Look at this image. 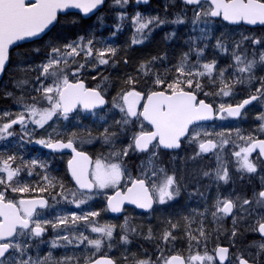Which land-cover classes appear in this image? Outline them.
Returning a JSON list of instances; mask_svg holds the SVG:
<instances>
[{"label":"rangeland","instance_id":"374dc122","mask_svg":"<svg viewBox=\"0 0 264 264\" xmlns=\"http://www.w3.org/2000/svg\"><path fill=\"white\" fill-rule=\"evenodd\" d=\"M114 2L118 8L116 12L118 16L129 20L128 29L124 28L125 35L119 45L120 52L118 45H109L104 50L95 43L94 39H85L80 33L81 16L71 14V23H76L75 36L65 29L67 27L60 28L52 31L42 40L41 57H38L39 53L29 56L20 49L14 54L9 74H28L32 80L15 84L13 81L15 78L6 77L1 86V89L5 91L4 97L8 98L10 103L8 106L0 105V128L21 113L24 114L25 121L18 127L0 132V179L4 181L0 184V191L5 193V200L17 203L24 196L45 195L46 192L50 200L45 208L40 209L32 217L33 221L41 222L42 227L45 228L44 233L36 236L30 230H23V234L19 231L12 242L20 244L21 247L12 249L7 257L0 260L3 264H18L19 261L28 260L29 257L32 262L40 261L41 264H57V262L85 264L101 254L111 255L118 264H137L138 261L148 260L152 264H163L161 254L163 258H170L175 252L183 254L188 264H208L217 261L215 248L220 242L216 241L218 235L215 231L219 218L230 222L231 231L227 242L235 244L236 234L233 235V232L237 233L244 214L246 219H249L247 225L252 232L259 234L255 229H258L259 223L264 222V209L254 208L247 212L248 204L244 201L250 202V199L240 198L241 193L236 180V172L245 169L241 167L244 153H241L240 157L236 156V153L248 147L249 137L253 139L264 137V119L261 118L264 117V87H262L264 61L260 59L264 55V45H260L259 29L245 26L229 27L214 21L210 16L203 15V11L209 8L207 4L191 8L180 4L179 8L174 10L176 16L172 19L173 26L167 28L166 23L164 24L167 31L154 20L152 23L154 30L149 31L147 27L141 32L138 31L137 14L145 19L158 17L160 21L161 15L157 7L152 5L139 8L134 0H127V2L112 0V3ZM176 3H178L176 0L164 1L166 6ZM197 12H201L199 19L196 18ZM96 18L84 26L92 35L96 31L95 21H98L100 17L97 20ZM174 26V31H177L173 40L176 50L174 60L176 71L183 64L185 70L193 73L205 72L203 65L215 62V68L211 74L206 72L203 76L194 74L197 83L200 84V88H196L200 94L203 96L210 94L211 100L218 108L221 104L238 101L243 95L233 88L231 83L233 75L240 68L245 67L249 61H255L251 72L241 73L248 74L246 81L251 80L252 84H256L255 92L260 89L259 93L262 97L258 103L246 111L242 119L232 120L225 116L212 124L196 125L186 139L185 144H188V148L184 146L177 152H168V156L163 158L162 151L155 145L139 167L133 168L128 165L129 159L126 156L137 152L134 145V137L137 133H134V130L142 131L147 127L141 118L132 120L126 111L121 110L126 108L121 96L132 89L130 85L136 83V79L132 76L144 70L147 59L153 56L157 58L154 51L158 44L165 43L166 37L170 35L169 29H173ZM134 40L138 42L134 43ZM218 41L222 46H218ZM247 44H251L252 58L250 60H246L240 53L241 48ZM66 45L77 47L79 55L65 56V53L69 51L65 48ZM89 46L92 48V55H86V49ZM53 48L61 49L60 53H53ZM109 49H114V54L109 52ZM99 52L104 53L103 59L108 61L107 64L99 63L97 57ZM116 54H118L117 58H115ZM236 56L241 57V63L235 60ZM53 58L61 60L59 65L49 70L56 75H45L43 66ZM65 59L67 64L64 63ZM169 68L170 66L165 64L164 69ZM221 72H223L222 75ZM65 76L68 80L85 79L90 84L91 80H95L93 85L105 91L109 97V104L103 110L91 112L79 110L69 115L58 110L51 119L43 123V126L37 124L40 113L50 109L55 99H58L55 92L45 93L44 89L55 88L57 85L62 87ZM113 78L116 80L113 81ZM130 78L133 81L131 84L127 83ZM210 86L211 88H208ZM9 87H11L10 90H7ZM222 88L230 94L224 96L221 93ZM150 90L151 88H148L146 91ZM48 95L53 96L54 100L49 101L46 98ZM34 101L37 102L34 103ZM33 106L38 110L34 117L30 111ZM9 132L11 135H8ZM106 135L107 139H105ZM14 136L18 138L7 142V139ZM57 137L78 139L80 145L95 157L92 177L96 172L97 160L104 166L120 165L122 175L119 182L105 188L96 186L92 192H81L73 181L68 179L64 167L53 164L54 156L46 151V144L39 143L41 140L49 143ZM24 138L28 139V142L22 145ZM207 139H210L216 147L208 152L201 151L200 144ZM34 147L36 151L33 150ZM125 152L127 154H124ZM191 153L198 157V164L209 162L213 166L207 172L209 179H205L204 183L202 180H196V177H189L188 173L192 165L189 160ZM10 157L12 159H9ZM248 159L255 165V171H258L261 179V188H264L262 160L251 153ZM166 160L170 161V166L163 165ZM5 161L8 163L9 170L16 171L11 181L7 179L8 172L4 170ZM134 171L137 172L134 174ZM225 172L227 181H223ZM207 173L203 171L202 179ZM19 174H21L20 177ZM134 177L146 178L155 198L156 193L152 184L160 185L166 177H174L173 187L178 189V194L174 195L173 199L166 200L165 203H159L156 199L157 205L150 213H140L129 208L123 215L113 214L107 206L109 194L117 188L125 187ZM184 178H187V181ZM194 180L196 181L191 191L190 181ZM9 185L17 188L27 187L28 191L13 192ZM260 192L258 189L254 198L264 201V197L259 196ZM230 199L236 204V211L232 218L218 211V208L223 206V202ZM73 200L76 203H73ZM81 200L85 202L79 203ZM92 212L99 215L89 217V222L81 220L74 225L69 222L67 228L64 225L52 227V224L58 223L63 217H71L73 214L84 216ZM43 221H50L51 224L44 225ZM105 225L113 226L112 237L103 236L99 250L87 240L83 243L76 241L75 238L81 234L90 240L101 238V234L92 232L91 228ZM201 230L204 233L202 236ZM166 233H171L167 240L163 239ZM64 236H68L73 242L67 243L63 240ZM124 237H127V240ZM145 243L151 250L145 247ZM194 244L203 246L199 250H194L191 248ZM262 244H264V237L259 236V239L252 244V250L247 253V256L257 258L260 253L264 255V248L260 247ZM205 253L213 256L214 261H189L190 256L197 254L204 256Z\"/></svg>","mask_w":264,"mask_h":264},{"label":"snow or ice","instance_id":"6c2138e0","mask_svg":"<svg viewBox=\"0 0 264 264\" xmlns=\"http://www.w3.org/2000/svg\"><path fill=\"white\" fill-rule=\"evenodd\" d=\"M104 0H0V72H3L5 64L9 59V48L16 41L23 40L26 37H35L42 33L54 20H56L57 12L61 9H67L70 7L82 9L84 13H89L93 9L101 5ZM120 2V0H117ZM127 2V0H125ZM189 4H200L201 0H186ZM209 8L207 11H203L204 16L216 17L222 15L225 20L232 22L247 21L249 24H264V0H208ZM201 12L196 13V18L199 19ZM143 20V22H141ZM163 23L159 21L158 17L145 19L137 14L136 22L139 25L138 31H143L147 28L149 24H152L153 21ZM134 43L138 41H133ZM91 45V41L88 42ZM259 43V41H257ZM218 46L220 42L218 41ZM238 47V46H237ZM66 49H69L65 53V56H74L79 55L77 47L73 45H66ZM53 53H60L61 49L53 48ZM109 52L114 54V49H109ZM86 55H92V48L89 46L86 49ZM104 53H97L100 64H107L108 61L103 59ZM261 61H264V55L261 56ZM235 60L238 63H241V57L236 56ZM61 62L60 59L53 58L50 59L48 64L43 66V73L45 75L51 74L56 75L55 72L50 73V69H53L54 66L59 65ZM64 63L67 64V60H64ZM255 65V61H249L245 67L239 69L240 72H251L252 68ZM83 67V65H81ZM144 67V65H141ZM203 68L206 73L211 74L215 68V62L204 64ZM182 74L184 73L183 64L178 69ZM205 72H196L193 73L189 71L187 75L191 77L192 75L203 76ZM223 72H221V75ZM239 82V81H238ZM131 84L133 81L131 78L127 81ZM156 84H162L163 81L159 78L155 81ZM181 83H187L189 87L192 86V79H187L186 81H180L179 79L173 84H168L167 88L171 90V94H166L164 91L151 92L147 95V103L143 105V111L138 113L137 107L139 101L144 98V94L135 90L128 91L127 93L121 96L126 108H122V111H126L129 117L143 116L145 120L150 121L152 125L155 126V131L144 132L141 131L140 134L134 137V143L137 148L140 150H147L149 144L153 140H157L160 145H164L168 148L179 147V140L182 136H185L188 133L189 125L193 124L195 121L207 120L210 119L213 115V108L210 104H205L203 100L198 101L196 95L192 91H184L180 87ZM63 87L57 85L55 88L48 87L45 88V93L55 92L58 96V99H55V102L52 104L50 109H45L40 113V119L36 121L37 124L43 126V123L48 119H51L53 115L56 114L58 110H63V113L67 114L77 104H82L85 109H92L98 105L105 104V100L101 93L95 89H86L83 83L71 84L68 82L67 77L65 76L62 81ZM195 87L200 88V84L196 83ZM225 87H228L225 85ZM264 87V84H262ZM260 92V89L257 90ZM221 93L224 96L229 95L228 91L221 89ZM49 101H53L54 97L48 95L46 97ZM257 96L253 95L250 99H246L243 103L232 107L229 105L225 108V105H219V112L221 114L227 113V116L235 117L241 114V109L251 103L252 100H256ZM119 107V105H117ZM32 116H36L38 110L33 106L30 109ZM264 119V117H261ZM24 122V114L19 115V119H13L11 123L4 124L0 128V132H6L13 124ZM127 122V121H125ZM107 132V130H105ZM8 135H11L9 132ZM75 135V134H73ZM107 135L105 139H107ZM249 147L242 148L240 152L236 153V156L240 157L241 153H244L242 157L241 167L247 169L249 172H254L256 170L255 165L249 161L248 155L256 150L257 148L261 153H264V140H253L252 137L248 138ZM41 144H47L49 148H72L73 151H76L73 147L71 140L68 143H48L44 140L39 141ZM131 147V145H130ZM216 145L212 141H208L207 144L201 143V151H208L212 148H215ZM124 154H127L126 152ZM9 159H12L11 157ZM88 157L82 152H76V156L70 161V166L72 167V175L75 177L77 183L82 189H91L93 187L105 188L109 185H115L119 182L122 172L120 165L111 164L104 166L99 160L96 161V172L94 174V179L89 180L88 174L86 172L85 163L87 162ZM4 170L8 172L7 179L12 180L13 176L16 175V171L9 170L7 161L4 162ZM18 171V170H17ZM155 175V173H153ZM223 178H227V173ZM47 179V177H45ZM4 183L3 179H0V184ZM175 178L166 177L162 184L156 185L152 184V188L155 189L156 199L159 203H165L166 200H171L174 198V195L178 194V189L174 188ZM11 187L13 192H26L28 191L27 187L17 188ZM260 197H264V191L259 193ZM124 200H130L132 203L137 204L141 208H151L154 202L153 192L150 191L148 185H146L144 179H139L134 182L133 187L128 189L127 196H121L117 192L115 197L110 198L109 206L112 211L118 212L121 210V205ZM5 201V193L0 191V216H3V222H0V257H4L6 253L9 252V249H20V244L12 242L20 230V234H23L24 229H30V224H34V227L30 229L32 234L39 236L44 231L45 228L42 227L39 220H32L33 213L35 212L36 205L44 206L45 201L43 200H20V205L23 207V213L21 209L12 202ZM84 200L79 201V203H84ZM258 203L264 201H257ZM73 203H76L73 200ZM219 203V202H218ZM245 204H248L249 201L245 200ZM235 204L231 200H226L223 202V206L218 208L219 212L224 214H231ZM99 213L92 212L84 216H77L73 214L71 217H63L59 219L58 223L52 224V227H60L64 225L66 228L68 223L75 224L77 221L89 222V217L98 216ZM215 215V214H214ZM44 225L51 224L50 221H43ZM175 227V226H173ZM260 233H264V222L259 223L258 229H255ZM92 232L100 233L101 238L90 240L88 237L83 236L82 234L76 237L78 243L87 242L97 250L101 247L102 237L107 236L108 238L112 237L113 226L105 225L103 227L91 228ZM236 233L233 232V235ZM171 233H166L163 239L167 240ZM200 235H204L203 231H200ZM12 238V239H8ZM127 240V237H124ZM173 239H175L173 237ZM195 239V237H191ZM63 240L67 243H72L73 241L69 239L68 236H64ZM55 244V242H53ZM264 248V244L260 246ZM228 248H218L216 250L220 264H223V261L227 258ZM163 264H185L184 258L181 256H172L171 258H163ZM47 259V258H46ZM67 260V258H65ZM214 261L213 256H208L205 253L204 256L199 254L195 256H190L189 261ZM0 264H3L0 261ZM18 264H41L40 261L32 262L29 257L28 260H21ZM59 264V262H57ZM93 264H114L111 259H98L93 262ZM137 264H152L150 260L148 261H138ZM238 264H248L246 259L242 257L238 258Z\"/></svg>","mask_w":264,"mask_h":264},{"label":"trees","instance_id":"16d2710c","mask_svg":"<svg viewBox=\"0 0 264 264\" xmlns=\"http://www.w3.org/2000/svg\"><path fill=\"white\" fill-rule=\"evenodd\" d=\"M112 5L113 8H117L116 3H107L105 8L102 10V13H100L99 15V20L95 21L96 23V27H95V33L92 35L91 33H88V31L86 30V28L84 27L86 23L91 22L94 20V18H88V19H83L81 21V29H80V33L83 34L84 38H92L95 40V43L98 44L102 49H106V47H108L109 45H119L121 44L123 37H124V28L127 27L129 20L128 19H121L117 13H115L113 10H111L112 8H110ZM178 8V4L176 5V9ZM161 10H163V8H160ZM118 10V8H117ZM167 19H165V23L167 25V28H170L173 26V21L172 19L175 18L176 16V12H174L173 10H170ZM70 16L71 14H67V15H62L59 18L58 24L55 26V28L53 29V31H56L57 29H64L65 28L68 32H70L73 36H75V27H76V23H71L70 21ZM167 28L165 27V30L167 31ZM127 30V29H126ZM169 36L166 37V44L171 45L173 48V44H172V37L177 35V31H174V27L173 29H169ZM259 39H264V30L263 28L259 29ZM262 44H264V40H261ZM42 40L41 41H37V42H32V43H28V44H24L21 45L19 48L22 49V51L29 55V56H35L36 53H39L40 55L38 57H41L42 55V51H43V47L41 46ZM120 47H119V52H120ZM118 54L115 55V58H117ZM110 57V56H108ZM157 58L155 59V56L147 59V61L145 62L146 65L144 67V70L142 72H140L138 75L136 76H132V78L136 79V84L135 87L140 89V90H144L147 85L153 84L154 88L156 89H168L167 85L168 84H173L175 83L176 80H178V78H176L175 76H179L180 81H186L187 79H190L188 76H185V71L182 74L181 72H177L176 68H175V64L174 61H172V56L166 58L165 56H161V54H159V56H156ZM14 58V54L12 56V59ZM111 58V57H110ZM165 64H168L170 66L169 69H164ZM156 71V72H155ZM164 71V72H163ZM163 72V73H162ZM6 77L7 78H15L13 81H15L16 83H24V82H29L31 81V77L28 74H20V75H10L9 74V70L6 73ZM172 77V78H171ZM131 78V79H132ZM159 78L160 80L163 81L162 84H156L155 81L156 79ZM193 79H195L193 77ZM245 76L241 75V72L238 70L237 72H235V74L233 75V81H232V85L234 88L237 87V90L240 91L243 95H247V92L250 91L249 89V85L250 82H245ZM116 79L113 78V81H115ZM195 81V80H194ZM193 81L192 86L195 84V82ZM239 81V82H238ZM1 83H0V105H9V99L4 97V89H1ZM15 87V86H14ZM181 88H187L189 87L187 85V83H181L180 84ZM11 87L7 88L10 89ZM4 93H2V92ZM37 101H34V103ZM18 136H14L10 139H7V142H12L13 140L17 139ZM28 139L24 138L23 141L21 142V144H27ZM185 147H189L188 145H185ZM133 162V167L137 164V158L134 156V158L131 159ZM197 161V160H195ZM167 165L170 166V161H167ZM15 167V166H13ZM20 168V166H19ZM237 183H238V187L239 190L241 192V196L243 198H247V199H251V203H253L254 201H256V199L254 198V190H257L259 187V175L256 172H245V171H239L237 173ZM251 205V204H250ZM249 222V219L246 218H242L241 219V224H239L238 226V231L236 233V243L237 245H241V247L244 248H248L249 245L252 243L251 240L253 238L257 239V237L252 233V237L247 238L246 234L244 233L242 227L244 225H247V223ZM218 230H220V232H223V230H225L226 232L221 233V234H217L218 238L222 241H224L223 243H226L225 240L227 239V236L230 235V227L228 225V228H223L222 225H220V227H218ZM151 243V242H150ZM145 247L148 250H151V248H148L146 243H145Z\"/></svg>","mask_w":264,"mask_h":264},{"label":"water","instance_id":"95a60500","mask_svg":"<svg viewBox=\"0 0 264 264\" xmlns=\"http://www.w3.org/2000/svg\"><path fill=\"white\" fill-rule=\"evenodd\" d=\"M139 3H141V4H145V3H148L150 0H137ZM185 2H186V0H184ZM202 1V0H201ZM104 3H105V0H104V2L101 4V5H99L97 8H95V9H93L91 12H89V13H84L83 12V10L82 9H79V8H74V7H70V8H67V9H61V10H59L58 12H57V16H56V20H54L42 33H40L39 35H37V36H35V37H26L25 39H23V40H19V41H16L13 45H11L10 46V48H9V59H8V61L6 62V64H5V68H4V70H3V72H0V82L3 80V78H4V76H5V74H6V70H7V68L9 67V65H10V62H11V52L18 46V45H20V44H24V43H26V42H31V41H35V40H39V39H41V38H43L47 33H49L53 28H54V26L57 24V22H58V20H59V17H60V15H62V14H67V13H71V12H76V13H79V14H81L84 18H89V17H92L94 14H96L102 7H103V5H104ZM187 3V2H186ZM217 18H219V17H221V15L220 16H216ZM222 18H223V16H222ZM223 20L224 21H226V22H229V23H231V24H240V23H242L243 21H239V22H232V21H229V20H225L224 18H223ZM244 23L246 24V25H249V26H257V25H264V24H260V23H257V24H249L247 21H244ZM69 83H71V84H76V83H83L84 84V87L86 88V89H94V88H91V87H89V88H87V84H86V82L85 81H83V80H81V81H76V82H73V81H69ZM95 90H97V91H99L100 92V90H98V89H95ZM101 93V92H100ZM167 94V93H166ZM193 94L194 95H196L194 92H193ZM101 95L103 96V98H104V100H105V104H103V105H98L97 107H95V108H92V109H86V110H95V109H101V108H104L105 106H106V104H107V97L106 96H104L102 93H101ZM170 95V94H169ZM196 97H197V95H196ZM251 97H248V98H246V99H250ZM257 98H258V96H257ZM245 99V100H246ZM257 100V99H256ZM256 100H252L251 101V103H249V104H247V105H245L242 109H241V114H242V111L245 109V108H247L248 106H250L251 104H253ZM142 101H143V99H141L140 101H139V104H138V107H137V110H139V107H140V104L142 103ZM204 101V103L205 104H210V103H208V102H206L205 100H203ZM244 101V100H243ZM243 103V102H242ZM241 104V103H240ZM80 105L83 107V105L82 104H77L76 105V107L75 108H73L70 112H68V113H73V112H75V111H77L78 109H79V107H80ZM210 105H212V104H210ZM237 105H239V104H235V105H232V107H236ZM84 108V107H83ZM212 108H213V115H212V117L210 118V119H207V120H201V121H195L193 124H191V125H189V129H188V132H189V130H190V128H191V126L192 125H194V124H196V123H199V122H212V121H214L215 120V108H214V106L212 105ZM85 109V108H84ZM241 114L239 115V116H235V117H240L241 116ZM218 117L219 118H221L222 117V114L221 113H219L218 114ZM19 118H17V120H18ZM147 122H149L150 123V121H148L147 120ZM11 123V122H10ZM19 124H21V123H16V124H13V125H19ZM151 124V123H150ZM12 125V126H13ZM152 125V124H151ZM153 127H154V131H155V126L154 125H152ZM188 133H186L185 134V136L187 135ZM185 136H182L181 138H180V140H179V147H174V148H168V147H165L164 145H161V147L163 148V149H166V150H178L181 146H182V143H181V139L182 138H184ZM158 139V138H157ZM259 140H264V139H259ZM156 140H153L152 141V143L153 142H155ZM53 144H56V143H68V142H64V141H62V140H57V141H55V142H52ZM73 143V142H72ZM151 143V144H152ZM151 144H149V146H148V148L147 149H149V147H150V145ZM204 144H207V142L206 143H204ZM73 147L75 148V150L76 151H73V149L72 148H49V147H47L46 146V148L48 149V150H50V151H54V152H72L73 153V156L71 157V159L69 160V162H68V168H69V170H70V173H71V175H72V167L70 166V161H72L73 160V158L76 156V152H82V153H84L87 157H88V160H87V162H82V163H85V168H86V172H87V174H88V179L89 180H91V177H90V170H91V167H92V163H93V157L90 155V154H88L87 152H83V151H79V150H77L76 149V147H75V145H74V143H73ZM259 149L257 148L256 150H254L253 152H256V151H258ZM260 151V150H259ZM262 155H263V157H264V153H262ZM73 176V175H72ZM74 178V180H75V182H76V184L79 186V184L77 183V181H76V179H75V177H73ZM135 181H137V180H135ZM134 181V182H135ZM134 182L126 189V191H123L122 189H120V190H117L113 195H111L110 196V198H112V197H115L116 196V194H117V192H119L120 194H121V196H127L128 195V189L129 188H132L133 187V184H134ZM145 183H146V181H145ZM146 185H147V183H146ZM80 187V186H79ZM149 187V186H148ZM82 189V188H81ZM92 189V188H91ZM91 189H84V190H91ZM110 198H109V200H110ZM22 200H37V201H39V200H43V201H45L46 203H45V205L47 204V198L45 197V196H39V197H29V198H23ZM109 200H108V205H109ZM8 201H4V203H7ZM14 203V202H13ZM15 204V203H14ZM16 206H17V208H20V206H18L17 204H15ZM44 205V206H45ZM134 206V207H136V208H138L140 211H144V212H148V211H150L153 207H154V205H155V201L153 202V204H152V207L151 208H141V207H139L137 204H134V203H132L130 200H124L123 201V203H122V205H121V210L120 211H118V213H122L123 211H124V208H125V206ZM22 206V205H21ZM44 206H40L39 204L38 205H36V209H35V212L39 209V208H41V207H44ZM24 206H22V208H23ZM21 209V208H20ZM34 212V213H35ZM33 213V214H34ZM232 213H233V211H232ZM231 213V214H232ZM0 217H2V221H0V222H3V216H0ZM31 225V224H30ZM263 236H264V233H261ZM8 239H11V238H8ZM221 247H223V248H228V250H229V247H226V246H221ZM221 247H219V248H221ZM11 251V248L9 249V252ZM8 252V253H9ZM8 253H6L5 254V256L8 254ZM228 253H229V251H228ZM174 256H177V255H174ZM178 256H181V255H178ZM181 257H183V256H181ZM227 257H228V254H227ZM1 258H3V257H0V259ZM104 258H107V259H111L113 262H114V264H116V262L111 258V257H107V256H102V257H99V258H97L96 260H98V259H104ZM184 258V257H183ZM227 259V258H226ZM225 259V260H226ZM95 261V260H94ZM94 261H91V262H89L88 264H93V262ZM184 261H185V264H187L186 263V260H185V258H184ZM224 262V261H223Z\"/></svg>","mask_w":264,"mask_h":264},{"label":"flooded vegetation","instance_id":"af4514ba","mask_svg":"<svg viewBox=\"0 0 264 264\" xmlns=\"http://www.w3.org/2000/svg\"><path fill=\"white\" fill-rule=\"evenodd\" d=\"M162 1L164 2L166 0H162ZM174 37H172L171 39L174 40ZM175 53H176V50H175ZM232 81H233V79L231 80V83H232ZM208 88H211V86L208 87ZM232 104H233V102L228 103V105H232ZM55 139L73 140L75 142L76 146L79 149H83L82 146L80 145L78 139H76V138H71V137H59L58 138L57 137ZM56 155H62V158H64V161H67V159L69 158V155H67V154H52V156H55V157H56ZM193 167H194V170L196 172L197 177H198V173L203 172V171L208 172L210 170V168H213V166L209 162H205L204 164H200V163L198 164L197 163V164H194ZM129 208L135 209L136 211H138L140 213H145V214L146 213H150L152 211V210H150L149 212L140 211L138 208H136L134 206H128L127 209H129ZM218 223L221 224V221H218ZM224 227L225 228H228V223L225 224ZM242 229H243L244 233L246 234V237L247 238L252 237V230H251V228H250L249 225H244L242 227ZM215 233L221 234L223 232H220V230L216 229ZM255 241H257V239H255V238H253L251 240L252 243H254ZM230 246L232 248L230 260L227 261V262H225V263H223V264H238V259L234 260V258H237V257H239V258L240 257H242V258H248L251 262H254L255 264H264V255L262 253H260L259 257L252 258V257H248L247 256V253L250 252L252 250V248H250L248 250H245V251H242V250L238 251L237 246L235 244H232L230 242ZM208 264H220V262L215 261L214 263H208Z\"/></svg>","mask_w":264,"mask_h":264},{"label":"bare ground","instance_id":"6f19581e","mask_svg":"<svg viewBox=\"0 0 264 264\" xmlns=\"http://www.w3.org/2000/svg\"><path fill=\"white\" fill-rule=\"evenodd\" d=\"M179 39V38H178ZM184 40V39H183ZM172 44H173V40H172ZM129 50V49H128ZM154 54L156 56H159V54H161V56H165L166 58L172 56V61L175 60V48H173L171 45L169 44H166V43H161V44H158V47L157 49L154 51ZM174 64H175V61H174ZM230 64V63H229ZM186 66V65H185ZM231 66V65H230ZM156 72V71H155ZM164 72V71H163ZM162 72V73H163ZM116 78V77H115ZM172 78V77H171ZM222 80V79H221ZM218 82V81H217ZM3 89V88H2ZM8 90V89H7ZM10 90V89H9ZM12 91V89H11ZM37 91V90H36ZM262 91V90H261ZM2 92V91H1ZM4 93V92H2ZM7 95V94H6ZM2 96V95H1ZM0 96V97H1ZM5 96V95H4ZM188 163V162H187ZM186 167V166H184ZM189 177L190 178H193V177H197L196 175V172L194 170V167L193 165H191V168H190V171H189ZM182 176V175H181ZM185 181H187V178H184ZM149 212V211H148Z\"/></svg>","mask_w":264,"mask_h":264}]
</instances>
